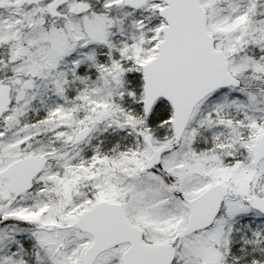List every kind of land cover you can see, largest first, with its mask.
I'll use <instances>...</instances> for the list:
<instances>
[{
  "label": "snow or ice",
  "instance_id": "obj_1",
  "mask_svg": "<svg viewBox=\"0 0 264 264\" xmlns=\"http://www.w3.org/2000/svg\"><path fill=\"white\" fill-rule=\"evenodd\" d=\"M0 264H264V0H0Z\"/></svg>",
  "mask_w": 264,
  "mask_h": 264
}]
</instances>
